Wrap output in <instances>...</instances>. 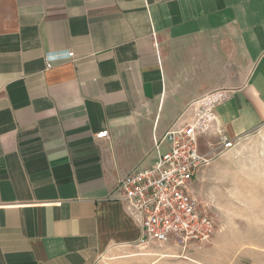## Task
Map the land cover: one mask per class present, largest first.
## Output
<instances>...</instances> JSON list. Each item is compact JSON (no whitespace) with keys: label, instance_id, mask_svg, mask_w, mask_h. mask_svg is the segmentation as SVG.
Masks as SVG:
<instances>
[{"label":"crops","instance_id":"obj_1","mask_svg":"<svg viewBox=\"0 0 264 264\" xmlns=\"http://www.w3.org/2000/svg\"><path fill=\"white\" fill-rule=\"evenodd\" d=\"M198 100L206 199L220 135L264 127V0H0V264H207L115 199Z\"/></svg>","mask_w":264,"mask_h":264},{"label":"built area","instance_id":"obj_2","mask_svg":"<svg viewBox=\"0 0 264 264\" xmlns=\"http://www.w3.org/2000/svg\"><path fill=\"white\" fill-rule=\"evenodd\" d=\"M57 58H73V53L64 52ZM204 101L187 106L174 125L154 139L156 154L150 166L133 170L117 183L115 199L141 228L139 245L170 241L188 251L208 243L216 232L214 219L200 207L190 188L209 160L199 152L198 135L213 129L216 120L213 106ZM95 137L108 138V132L100 131ZM235 142L220 135L217 153L232 149Z\"/></svg>","mask_w":264,"mask_h":264},{"label":"rangeland","instance_id":"obj_3","mask_svg":"<svg viewBox=\"0 0 264 264\" xmlns=\"http://www.w3.org/2000/svg\"><path fill=\"white\" fill-rule=\"evenodd\" d=\"M210 142L214 138H209ZM200 207L215 221L212 239L192 249L207 264H264V127L211 154Z\"/></svg>","mask_w":264,"mask_h":264}]
</instances>
